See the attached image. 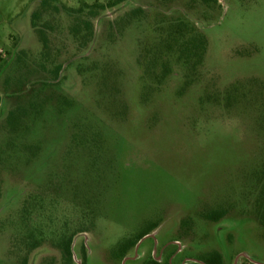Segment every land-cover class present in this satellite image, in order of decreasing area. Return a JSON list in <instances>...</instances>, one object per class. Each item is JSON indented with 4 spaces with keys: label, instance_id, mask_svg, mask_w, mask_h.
Listing matches in <instances>:
<instances>
[{
    "label": "rangeland",
    "instance_id": "rangeland-1",
    "mask_svg": "<svg viewBox=\"0 0 264 264\" xmlns=\"http://www.w3.org/2000/svg\"><path fill=\"white\" fill-rule=\"evenodd\" d=\"M83 1L0 0V264L264 263V0Z\"/></svg>",
    "mask_w": 264,
    "mask_h": 264
},
{
    "label": "trees",
    "instance_id": "trees-1",
    "mask_svg": "<svg viewBox=\"0 0 264 264\" xmlns=\"http://www.w3.org/2000/svg\"><path fill=\"white\" fill-rule=\"evenodd\" d=\"M205 3L206 2H208L209 0H203ZM100 7V5H98V4H95L94 5V8H99ZM84 9V7H81V9L80 10H83ZM138 12V10H135L134 11V14L135 13H137ZM181 22V23H180ZM179 23V25H178V27H177V31H179V32H182V31H184L183 29H185L184 28V26H186V24L183 22V21H180ZM40 38H41V40L43 41V42H46V39L41 35L40 36ZM191 40L192 41H194L195 43H196V41H197V43H196V47L197 48H202V47H204V37L202 36V35H198V36H193L192 38H191ZM194 45H193V47L194 48H196ZM188 49V47H187V44L185 45V47H184V51L185 50H187ZM196 55H197V53H195ZM11 114H13V113H11ZM10 114V115H11ZM263 198H264V193H263ZM263 204H264V202H263ZM258 217H259V219H260V221H261V223L262 224H264V205L262 206V208H261V212H259V215H258ZM150 231H148V232H144L143 234H141L136 240H134V241H131L130 243H131V245L133 244H135L142 236H144V235H146V234H148ZM70 243H71V241L70 240H68L66 243H65V248H66V252H67V256H68V258H71V248H70ZM122 256H124V255H122ZM214 262H215V264H222V257H221V255H215V257H214ZM214 262H213V260H212V262L210 261V264H214ZM150 264H169V262L168 261H157V259H156V257H152L151 258V260H150ZM253 264V263H252Z\"/></svg>",
    "mask_w": 264,
    "mask_h": 264
},
{
    "label": "flooded vegetation",
    "instance_id": "flooded-vegetation-1",
    "mask_svg": "<svg viewBox=\"0 0 264 264\" xmlns=\"http://www.w3.org/2000/svg\"><path fill=\"white\" fill-rule=\"evenodd\" d=\"M45 1V0H44ZM79 2L82 4V7H86V4L84 3V1L83 0H79ZM87 8V7H86ZM10 40V42L11 43H14L15 42V40L13 39V38H10L9 39ZM1 54V53H0ZM170 263V262H169ZM254 264V263H253Z\"/></svg>",
    "mask_w": 264,
    "mask_h": 264
},
{
    "label": "water",
    "instance_id": "water-1",
    "mask_svg": "<svg viewBox=\"0 0 264 264\" xmlns=\"http://www.w3.org/2000/svg\"><path fill=\"white\" fill-rule=\"evenodd\" d=\"M141 240H142V238H140V240L138 241V243L135 246V254L137 253L136 250L138 249V246H139ZM125 259H127V258H125ZM258 264H264V263H258Z\"/></svg>",
    "mask_w": 264,
    "mask_h": 264
},
{
    "label": "built area",
    "instance_id": "built-area-1",
    "mask_svg": "<svg viewBox=\"0 0 264 264\" xmlns=\"http://www.w3.org/2000/svg\"><path fill=\"white\" fill-rule=\"evenodd\" d=\"M2 52V50H0V53Z\"/></svg>",
    "mask_w": 264,
    "mask_h": 264
}]
</instances>
